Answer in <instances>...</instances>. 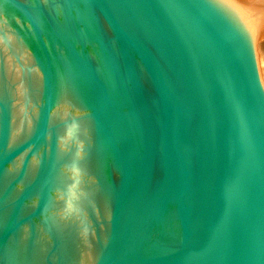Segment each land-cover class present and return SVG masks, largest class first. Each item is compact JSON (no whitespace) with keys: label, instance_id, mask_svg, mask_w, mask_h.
Wrapping results in <instances>:
<instances>
[{"label":"water","instance_id":"obj_1","mask_svg":"<svg viewBox=\"0 0 264 264\" xmlns=\"http://www.w3.org/2000/svg\"><path fill=\"white\" fill-rule=\"evenodd\" d=\"M260 16L0 0V264H264Z\"/></svg>","mask_w":264,"mask_h":264},{"label":"bare ground","instance_id":"obj_2","mask_svg":"<svg viewBox=\"0 0 264 264\" xmlns=\"http://www.w3.org/2000/svg\"><path fill=\"white\" fill-rule=\"evenodd\" d=\"M236 2L254 8L261 15V25L254 39V45L256 52L257 70L261 84L264 88V0H239Z\"/></svg>","mask_w":264,"mask_h":264},{"label":"rangeland","instance_id":"obj_3","mask_svg":"<svg viewBox=\"0 0 264 264\" xmlns=\"http://www.w3.org/2000/svg\"><path fill=\"white\" fill-rule=\"evenodd\" d=\"M236 1H239V0H236Z\"/></svg>","mask_w":264,"mask_h":264}]
</instances>
